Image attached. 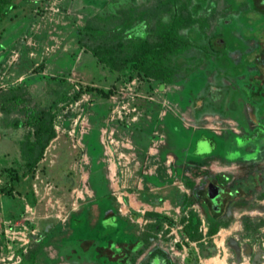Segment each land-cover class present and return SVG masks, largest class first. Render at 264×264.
Here are the masks:
<instances>
[{"label":"rangeland","instance_id":"374dc122","mask_svg":"<svg viewBox=\"0 0 264 264\" xmlns=\"http://www.w3.org/2000/svg\"><path fill=\"white\" fill-rule=\"evenodd\" d=\"M100 1L16 0L0 20V102H5L0 103V188L9 187L23 170L25 109L50 108L57 130L30 184L24 180L0 196V252L14 251L7 260H16L14 264H97L71 263L57 255L63 240L74 233L71 218L84 213L88 237L80 245L86 248L96 241L99 254L121 263L133 244L114 241V217L101 220L103 210L112 208L124 231L135 236L152 221L145 217L148 211L172 218L174 224L162 222L156 242L176 264H218L215 252L208 250L215 243H196L177 231L197 201L192 188L203 185L206 172L204 165L190 168L177 158L181 151L168 123L177 111V86L161 85L127 65L110 70L90 51L107 39L115 44L125 27L140 20L148 38L155 39L164 6L171 4L110 0L119 3L108 10ZM225 2L228 12L215 29L227 42L241 40L232 36L238 29H264V16L250 10L245 0ZM222 6L223 0H216L211 23ZM3 26L10 36L5 37ZM202 145L187 156L203 152ZM95 170V179L90 178ZM95 183L102 190L96 191ZM252 234V240L237 243L250 251L240 260L264 264V232ZM225 246L221 255H227L226 264H237L228 242Z\"/></svg>","mask_w":264,"mask_h":264},{"label":"flooded vegetation","instance_id":"af4514ba","mask_svg":"<svg viewBox=\"0 0 264 264\" xmlns=\"http://www.w3.org/2000/svg\"><path fill=\"white\" fill-rule=\"evenodd\" d=\"M190 1L201 7L208 26L190 32L196 43L192 68L172 84L178 88L173 119L181 130L173 131L181 151L177 158L190 168H206L203 185L192 188L197 201L189 206V215L199 218L201 233L192 240L215 243L236 213L242 228L228 241L237 264H243L235 242L252 240L257 230L264 232V29H238L232 36L241 40L227 42L215 29L228 12L225 0L213 23L216 0ZM245 3L264 16V0ZM200 144L203 152L187 156L190 150L199 151ZM211 225L215 231L209 233ZM183 227L177 226V231ZM209 251L215 252L213 257L222 256L216 244Z\"/></svg>","mask_w":264,"mask_h":264},{"label":"trees","instance_id":"16d2710c","mask_svg":"<svg viewBox=\"0 0 264 264\" xmlns=\"http://www.w3.org/2000/svg\"><path fill=\"white\" fill-rule=\"evenodd\" d=\"M15 2L16 0H0V20L7 8ZM114 3L118 5L119 2L101 0L100 6L113 10ZM169 3L171 6H164L165 14L161 18L163 23L159 25L158 22L155 39L150 40L148 38L149 32L145 29L144 20H140L133 22L129 27H125L123 34L120 35V40L115 44L108 42L107 39L103 43H97L94 47H90L92 55L110 70L117 71L120 66L127 65L130 70H135L147 78L160 82L161 85L174 83L179 78H183L193 65L192 59L194 57L191 50L196 43L190 32L193 29H204L208 26V21L201 14V7H195L190 0H169ZM125 38H130V41L125 43ZM0 103L2 106L5 104L4 101ZM25 112L28 113V118L25 121L28 131L20 145L23 170L19 174L15 173L9 187L0 188V196L10 193V190L20 186L24 180L27 181L28 185L30 184L49 143L57 136L54 112L50 108L35 105L25 109ZM18 124H23V122L18 121ZM91 151L96 153L92 148ZM95 172L96 170L89 177L95 179ZM94 188L96 191L102 190L97 187L96 183ZM28 193H32V191L30 190ZM33 202V200L30 201V203ZM109 215L114 217L117 224L114 241L121 239L133 244L123 262L109 261L99 254L96 249V241L86 248L80 245L81 240L88 237L87 232L83 230L86 223L84 213L71 218L70 224L74 233L70 238L63 240L62 245L57 250L58 254H56L71 263L77 261V263L95 262L97 264H176L156 242V231L161 228L162 222L174 224L172 218L157 211H148L145 213V217L152 221L147 224L146 229L135 236L124 231V225L120 223L112 208L103 210L101 220L109 217ZM199 221L197 217L189 215L186 223L183 221L185 224L182 233L191 240L199 237L201 235L198 231ZM214 231L215 228L211 225L209 233ZM105 234L101 235L104 236ZM145 251V255L138 261Z\"/></svg>","mask_w":264,"mask_h":264},{"label":"crops","instance_id":"0c3cea01","mask_svg":"<svg viewBox=\"0 0 264 264\" xmlns=\"http://www.w3.org/2000/svg\"><path fill=\"white\" fill-rule=\"evenodd\" d=\"M15 23V22H14ZM6 27H2L1 29H4L3 30V34L5 35V37H7L9 34H6ZM18 29H19V25H18ZM15 30V29H14ZM14 30H11V33L14 32ZM17 30V29H16ZM13 34V33H12ZM11 34V35H12ZM10 36V35H9ZM169 123V127L175 131L173 129V125H175L176 122H174V119H173V116L169 119L168 121ZM236 214V213H235ZM233 215V221L230 222L228 224L227 227L225 228H222L220 230L221 232V235L220 237L218 238H215V244L217 246V248H220L222 251L223 249L226 247L225 244L228 242V245L230 247V244H229V238H236L238 236V232L241 231V228H242V225H241V221L239 220L238 218V214L237 215ZM261 229H264V227H261ZM223 232V233H222ZM221 242L220 244H218V242ZM238 242H240L239 240H237L235 243L237 244ZM240 248V247H239ZM240 251L243 252V255L246 254V255H249L250 254V251L249 249H246V250H242L240 249ZM11 253H5V252H0V264H14L16 263L17 261L16 260H13V262H8L7 260L10 261V259H13L15 254H14V251L10 250ZM213 258H216V257H213ZM219 259V258H217ZM254 261L257 259V256H254L253 257ZM220 260V263L218 262V264H226L227 262V255H225V253L222 254L221 258L219 259Z\"/></svg>","mask_w":264,"mask_h":264},{"label":"water","instance_id":"95a60500","mask_svg":"<svg viewBox=\"0 0 264 264\" xmlns=\"http://www.w3.org/2000/svg\"><path fill=\"white\" fill-rule=\"evenodd\" d=\"M172 127H173V129H174L175 131H177L178 133L181 132V130H180V128H179L178 126L173 125ZM210 196H211L212 199H215V196H213V195H210Z\"/></svg>","mask_w":264,"mask_h":264}]
</instances>
